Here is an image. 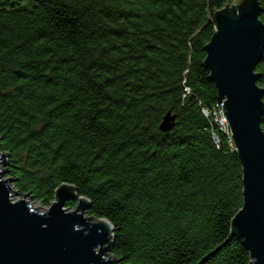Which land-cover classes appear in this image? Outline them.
Here are the masks:
<instances>
[{
    "label": "trees",
    "instance_id": "16d2710c",
    "mask_svg": "<svg viewBox=\"0 0 264 264\" xmlns=\"http://www.w3.org/2000/svg\"><path fill=\"white\" fill-rule=\"evenodd\" d=\"M232 3L0 0V150L18 192L49 204L73 183L111 222L119 264H195L224 242L241 162L201 108L218 101L203 66L214 12ZM255 71L264 88V53ZM249 261L231 237L202 264Z\"/></svg>",
    "mask_w": 264,
    "mask_h": 264
},
{
    "label": "water",
    "instance_id": "95a60500",
    "mask_svg": "<svg viewBox=\"0 0 264 264\" xmlns=\"http://www.w3.org/2000/svg\"><path fill=\"white\" fill-rule=\"evenodd\" d=\"M214 12L215 30L204 46L203 66L225 108L235 151L242 168L241 207L230 220L229 236L195 264H202L231 237L248 251V264H264V88L255 71L264 53V24L258 0H234ZM175 115L167 112L159 124L171 129ZM9 152H0L7 164ZM0 169V264H119L109 250L113 226L104 218L86 214L91 204L78 195L73 183L62 182L43 207L30 202L14 179ZM69 200H77L67 207Z\"/></svg>",
    "mask_w": 264,
    "mask_h": 264
},
{
    "label": "built area",
    "instance_id": "2783aa9c",
    "mask_svg": "<svg viewBox=\"0 0 264 264\" xmlns=\"http://www.w3.org/2000/svg\"><path fill=\"white\" fill-rule=\"evenodd\" d=\"M186 93H189V90L186 88ZM202 114L208 117L212 123L216 126L219 131H222L227 139V144L231 150H235V145L232 137V133L230 130V124L228 120V116L226 115L224 105L217 101L211 107H202L201 108ZM213 139L216 143L219 142L218 135L213 132Z\"/></svg>",
    "mask_w": 264,
    "mask_h": 264
},
{
    "label": "rangeland",
    "instance_id": "374dc122",
    "mask_svg": "<svg viewBox=\"0 0 264 264\" xmlns=\"http://www.w3.org/2000/svg\"><path fill=\"white\" fill-rule=\"evenodd\" d=\"M235 3V2H234ZM234 3H232V4H234ZM0 152H3V151H1L0 150ZM4 166H5V164H0V169H4ZM5 170V169H4ZM6 172V171H5ZM5 175H6V173H5ZM26 197H31L30 199H29V201L30 202H33L34 200H36V199H34L32 196H30V195H27ZM40 203H41V205L43 206V207H46L48 204H44V203H42L41 201H40ZM87 214V213H86ZM110 252V251H109Z\"/></svg>",
    "mask_w": 264,
    "mask_h": 264
}]
</instances>
